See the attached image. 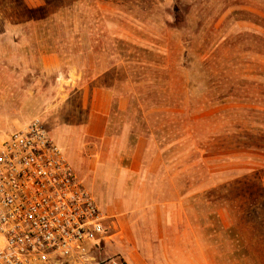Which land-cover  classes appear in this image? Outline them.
<instances>
[{
    "label": "rangeland",
    "instance_id": "374dc122",
    "mask_svg": "<svg viewBox=\"0 0 264 264\" xmlns=\"http://www.w3.org/2000/svg\"><path fill=\"white\" fill-rule=\"evenodd\" d=\"M120 62L145 152L117 218L193 231L201 264H264V0H0V121L16 130L39 119L54 138L43 96ZM112 221L99 259L127 261Z\"/></svg>",
    "mask_w": 264,
    "mask_h": 264
},
{
    "label": "crops",
    "instance_id": "0c3cea01",
    "mask_svg": "<svg viewBox=\"0 0 264 264\" xmlns=\"http://www.w3.org/2000/svg\"><path fill=\"white\" fill-rule=\"evenodd\" d=\"M116 59L122 61L125 58L119 55ZM67 81L70 86L64 92H58L49 100L45 96L42 98L45 102L42 113L47 115L54 138L47 133L82 185L85 188L89 185L90 193L95 188L99 193H105L104 198L110 196L102 208L97 205L107 222L112 219L122 231L126 247H122L121 252L127 256L126 263L201 264L199 256L193 252V231H170L167 228L153 231L150 220L149 228L141 231L126 219L117 218L124 205L129 203L122 195L123 188L136 189L139 186L145 152V139L139 134L133 135L126 125L127 119H123V113L130 105L127 67L123 62L100 71L92 67V78L88 81L80 80L79 76ZM32 96L29 101L33 100ZM11 113L15 116L16 110ZM17 128L15 119L8 123L0 121V133H11ZM147 167L149 171L152 165Z\"/></svg>",
    "mask_w": 264,
    "mask_h": 264
},
{
    "label": "built area",
    "instance_id": "2783aa9c",
    "mask_svg": "<svg viewBox=\"0 0 264 264\" xmlns=\"http://www.w3.org/2000/svg\"><path fill=\"white\" fill-rule=\"evenodd\" d=\"M106 217L39 119L0 144V264H127L99 259Z\"/></svg>",
    "mask_w": 264,
    "mask_h": 264
}]
</instances>
